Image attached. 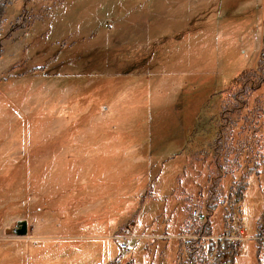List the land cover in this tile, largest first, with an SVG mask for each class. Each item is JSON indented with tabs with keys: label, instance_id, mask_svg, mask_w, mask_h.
<instances>
[{
	"label": "rangeland",
	"instance_id": "374dc122",
	"mask_svg": "<svg viewBox=\"0 0 264 264\" xmlns=\"http://www.w3.org/2000/svg\"><path fill=\"white\" fill-rule=\"evenodd\" d=\"M263 49L264 0H13L0 264H264V82H231Z\"/></svg>",
	"mask_w": 264,
	"mask_h": 264
},
{
	"label": "trees",
	"instance_id": "16d2710c",
	"mask_svg": "<svg viewBox=\"0 0 264 264\" xmlns=\"http://www.w3.org/2000/svg\"><path fill=\"white\" fill-rule=\"evenodd\" d=\"M13 2V0H0V30H1V28H2V26H3V13H4V9H5V7L7 6V5H10L11 3ZM59 48V47H58ZM60 52V51H59ZM58 52V53H59ZM260 57H261V61L259 62V69L261 70V71H264V49H263V51H262V53H261V55H260ZM246 73H247V70H240L238 73H237V75L235 76V77H233L232 79H231V82L232 83H236V85L238 86V84L240 85V88H238V91L240 92V94L242 95V97H241V101H243L244 102V97H243V91L245 90V85H248L249 86V88L252 90V89H255V88H257L261 83H263L264 82V76H261V75H259V74H253V75H246ZM243 76H246L244 79H242V80H239L240 78H243ZM246 80H248V81H246ZM236 86V87H237ZM235 89V88H234ZM239 95V94H238ZM208 98H209V95H208ZM226 106H223V110H226L227 108H225ZM222 113V112H221ZM219 114V116H220V119L221 118H224L225 116H222V114ZM198 133V131L197 130H195V128L193 127V130H192V134L190 135L191 136V138H192V141H193V139L196 137V134ZM220 133H221V131H220ZM218 195H220L219 194V190H218ZM218 195H217V198H218ZM230 196V194H228L227 195V197H229ZM216 198V199H217ZM230 198V197H229ZM229 202V206H232V204L234 203V202H232V199L230 200V201H228ZM212 206H214L213 208H209L210 210L211 209H214L215 208V205H212ZM231 216V215H230ZM206 217V216H205ZM232 217V216H231ZM239 224H237L236 226H238ZM235 226V224H231L230 226H229V230H231V229H234V227H236ZM187 229L188 228H186V229H183L182 231H186V232H188L187 231ZM236 229V228H235ZM234 229V230H235ZM204 231L206 232H211V230H210V225H209V222H208V218L206 217V222H205V229H204ZM206 232V233H207ZM183 233H185V232H183ZM181 244L183 245V246H185L186 248H188V251H186L187 252V255H188V258H189V262L191 263V264H194V262H195V259L197 258V256H200V251H199V242L197 241V240H195V239H190V240H188V242H184V243H182V241L179 239V248L181 247ZM198 258H200V257H198ZM177 262H178V264H179V259H181V254H180V251H179V254H178V256H177ZM231 260H233V253H232V256H231V258H230ZM201 260H202V262L203 263H205L206 261H204V259L201 257ZM231 260H230V262H231ZM205 264H210L209 262H206Z\"/></svg>",
	"mask_w": 264,
	"mask_h": 264
},
{
	"label": "built area",
	"instance_id": "2783aa9c",
	"mask_svg": "<svg viewBox=\"0 0 264 264\" xmlns=\"http://www.w3.org/2000/svg\"><path fill=\"white\" fill-rule=\"evenodd\" d=\"M190 215L193 216L194 218H198V220H202V215L197 211V209L195 207H193L190 210ZM228 236H230V235L229 234H225V235H222V237H220L221 244H223V239H227L228 240ZM236 238L238 239V237H236ZM203 239H206V238L204 237ZM255 239L261 245H264V231H262V233H260L257 236H255ZM234 243H237V242L235 240H232L231 242L228 241V244H226V245L227 246H230L231 244H234ZM121 245L124 247L126 244L125 243H122ZM200 246H201L200 247V251L205 253V256L207 257L206 259L208 260V262L210 264L216 262L217 253H218V248H216V242H215V244L212 243L211 245H209V242H208V245L205 244L204 242H202ZM222 263H227L228 264L229 263V259L228 260H225L224 257H223ZM105 264H109V263L106 262ZM216 264H217V262H216Z\"/></svg>",
	"mask_w": 264,
	"mask_h": 264
},
{
	"label": "water",
	"instance_id": "95a60500",
	"mask_svg": "<svg viewBox=\"0 0 264 264\" xmlns=\"http://www.w3.org/2000/svg\"><path fill=\"white\" fill-rule=\"evenodd\" d=\"M26 220H18L13 228V231L17 234H25L27 232Z\"/></svg>",
	"mask_w": 264,
	"mask_h": 264
}]
</instances>
